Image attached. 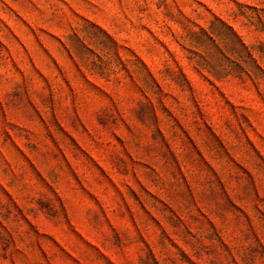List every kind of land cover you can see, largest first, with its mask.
Here are the masks:
<instances>
[{"label": "rangeland", "instance_id": "374dc122", "mask_svg": "<svg viewBox=\"0 0 264 264\" xmlns=\"http://www.w3.org/2000/svg\"><path fill=\"white\" fill-rule=\"evenodd\" d=\"M0 264H264V0H0Z\"/></svg>", "mask_w": 264, "mask_h": 264}, {"label": "trees", "instance_id": "16d2710c", "mask_svg": "<svg viewBox=\"0 0 264 264\" xmlns=\"http://www.w3.org/2000/svg\"><path fill=\"white\" fill-rule=\"evenodd\" d=\"M202 34L205 35L206 37H208V39L214 41L215 43L217 42V40H214L213 37H209V35H207L205 31H202ZM232 37H233V39L231 41H229V43L227 41H225L224 39H220V40L225 42V45L229 46V48H231V50H236V49H234V46H236V43L240 44V46H242V47H245V45L243 43H241L239 37L236 35V33L234 31H232Z\"/></svg>", "mask_w": 264, "mask_h": 264}]
</instances>
